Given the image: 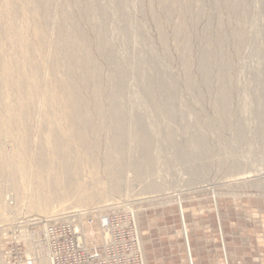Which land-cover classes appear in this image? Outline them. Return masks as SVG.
<instances>
[{
    "label": "rangeland",
    "instance_id": "rangeland-1",
    "mask_svg": "<svg viewBox=\"0 0 264 264\" xmlns=\"http://www.w3.org/2000/svg\"><path fill=\"white\" fill-rule=\"evenodd\" d=\"M3 3L12 17H0V264L48 259L45 229L64 243L76 237L72 224L83 247L100 249L103 216L113 225L98 264H148L140 216L171 211L185 242L182 212L205 209L215 221L216 205L234 223L235 264H264V0H50L47 20L36 0ZM63 64L83 76L86 126L68 108ZM56 136L70 166L67 197ZM198 231L192 264H232L224 229L208 220Z\"/></svg>",
    "mask_w": 264,
    "mask_h": 264
},
{
    "label": "crops",
    "instance_id": "crops-1",
    "mask_svg": "<svg viewBox=\"0 0 264 264\" xmlns=\"http://www.w3.org/2000/svg\"><path fill=\"white\" fill-rule=\"evenodd\" d=\"M207 208V206L205 207ZM206 210H197V215H192L191 212L185 211L186 216L181 215V222L183 226V232L185 235V242L180 235V232H174L177 228L181 229L180 220L173 219L171 211H155L151 213V216H140L138 218L139 230H141L142 238L146 241L145 256L148 264H187L185 249L187 248L188 256L191 261L189 237L199 236V231L206 226L209 220V224L212 222L214 228L224 229V235L228 240V258L232 264H235L237 260L236 250L230 246L229 239L232 237L235 231L233 221H230L224 217V209L222 206L216 205L215 208H210L208 211L215 213V221L209 219L208 216L202 215ZM185 219V221H184ZM187 221V224L184 222ZM197 224V227L194 225ZM208 234V233H207ZM206 237L209 236V234ZM186 244V246H185ZM185 248V249H184ZM183 253L180 256V253ZM183 258L185 260H183Z\"/></svg>",
    "mask_w": 264,
    "mask_h": 264
},
{
    "label": "bare ground",
    "instance_id": "bare-ground-1",
    "mask_svg": "<svg viewBox=\"0 0 264 264\" xmlns=\"http://www.w3.org/2000/svg\"><path fill=\"white\" fill-rule=\"evenodd\" d=\"M34 2H35V0H34ZM36 2H37V4H36V6H37V8H38V10L39 11H41L42 13H43V16H44V18H46V17H50V16H48L49 14H51L50 13V10H51V3H50V0H36ZM0 8H1V12H0V17L2 16V13H4V14H8L10 17H12V11H11V9H10V7H9V5H8V3H3L2 5H0ZM64 11V10H63ZM63 16H64V13H63ZM63 16H61V17H63ZM48 18H46L45 20H47ZM72 18V17H71ZM62 19H66V20H68V22L70 23L71 21H72V19H71V21H69L70 19H68V17H65V18H62ZM65 20V21H66ZM64 21V20H63ZM72 23V22H71ZM63 25V24H62ZM67 25H72V24H68L67 23ZM69 27V26H68ZM72 27V26H71ZM66 28V25H65V27L63 28V29H65ZM63 32H66V31H63ZM76 35V34H75ZM65 36V35H64ZM77 36L79 37V35L77 34ZM74 37V36H73ZM72 37V39L71 38H69L68 39V35H67V39L65 40L67 43H74L75 41V38H73ZM73 40V41H72ZM75 48V47H74ZM53 53H55V51H56V48H54L53 50ZM72 51V50H71ZM71 51H70V53H69V57H70V59H74L75 58V55H73L72 53H71ZM72 52H74L75 53V51L73 50ZM57 53H58V51L56 52V54L55 55H57ZM62 69L64 70V73H65V75H64V78H63V84L65 85V87H66V91H67V102H68V108H70L69 110H71L72 112H73V114H74V116L76 117V120L77 121H79V123L80 124H83V125H85L86 126V124H89V122H90V116L88 115V114H86V111H87V107H88V105H87V103L86 102H84L82 99H81V97H80V95H79V87H78V84H77V82H79L80 84H82L83 82H84V80H83V76H80L79 77V79H75L73 76H72V73H71V65L70 64H63L62 65ZM85 69V68H84ZM84 72V71H83ZM86 73H88V71L86 72ZM22 84V83H21ZM1 85V84H0ZM0 88H1V86H0ZM16 88L18 89V90H23V87L18 83L17 84V86H16ZM33 89L34 88H29V89H27V90H25V95H26V97L27 98H30V97H32V94H33ZM24 91V90H23ZM0 92H1V89H0ZM18 109H20V119L22 120V121H25V120H28V118H29V114H28V111H27V107H26V105H21L20 107H19V105H18ZM85 112V113H84ZM35 116V115H34ZM82 128V127H81ZM84 128V127H83ZM87 128V127H86ZM80 132H78V131H75V134H79ZM36 139V138H35ZM88 140V143H91L92 142V140H89V139H87ZM53 142H54V150H55V152L59 155V159H60V163H59V175H60V180H62V183H64V186H67L66 187V190H65V193H64V196L65 197H67L69 194H71V192L73 191V189H72V185H73V183L70 181V177H69V169H70V166L64 161L65 159L63 158V153H64V151L62 150V147L60 146V140H59V137L58 136H56V137H54L53 138ZM34 143V142H33ZM36 143V142H35ZM37 146V145H36ZM38 147V146H37ZM43 150V149H42ZM50 152V151H49ZM52 152H53V150H52ZM54 152V153H55ZM46 153V152H45ZM44 153V154H45ZM43 154V152H41V150H40V148H39V150H38V152H37V154H36V156H35V164L37 165V167H38V169H44V168H46V166H47V156H45ZM49 154V153H48ZM47 154V155H48ZM29 158V157H28ZM49 159H50V156L48 157ZM34 162V161H33ZM104 172H105V174H106V178H108V182L110 183L109 185L111 186L112 185V187H111V192H113V193H120V190L122 189L121 188V186H119V184L117 183V169H116V167H115V165H114V163L112 162V159L111 158H109V157H105V159H104ZM102 165V166H103ZM18 171V170H17ZM245 174V173H244ZM244 178V177H243ZM246 178V177H245ZM241 178H239V180H240ZM126 184V183H125ZM150 187V186H149ZM121 188V189H120ZM128 188V187H127ZM53 191V187H49V189H48V192H50L49 194H50V196H51V199L52 198H54V197H56V196H54L53 195V193L54 192H52ZM79 195H78V202H81V201H83L84 200V198H85V194L84 193H82V192H80V193H78ZM140 195V194H139ZM143 195V194H142ZM139 197V196H138ZM148 198H150V197H148ZM145 199V198H144ZM147 199V198H146ZM136 200V199H135ZM31 205V204H30ZM35 206V205H34ZM31 207V206H30ZM29 207V208H30ZM31 209H33V208H31ZM35 210H36V207H35ZM81 211V210H80ZM76 212V211H75ZM45 255V254H44ZM38 256H40V255H38ZM38 258V257H37ZM36 258V259H37ZM38 261H36L37 262V264H44L45 262L47 263V261H48V259L45 257V256H42L41 258L39 257L38 259H37ZM40 260V261H39ZM41 261H43L42 263H41ZM48 264V263H47Z\"/></svg>",
    "mask_w": 264,
    "mask_h": 264
},
{
    "label": "built area",
    "instance_id": "built-area-1",
    "mask_svg": "<svg viewBox=\"0 0 264 264\" xmlns=\"http://www.w3.org/2000/svg\"><path fill=\"white\" fill-rule=\"evenodd\" d=\"M135 221V215L132 213L130 216ZM113 225V220L109 219L108 216H103L100 218L99 230H101V248L92 247L86 249L83 247V244L80 239V230L79 225L72 224V233L76 237H68V239L63 242H58V239L61 237L53 231L52 229H45V239L43 241V246L40 248L42 251L45 250L50 264H98L105 258L106 249L105 244H107L111 239L110 228ZM119 227V221H118ZM68 232L70 227L68 226ZM51 247V248H50ZM89 252L88 256L84 255V250ZM136 249L140 252L141 246L138 243ZM143 260L141 258V263Z\"/></svg>",
    "mask_w": 264,
    "mask_h": 264
}]
</instances>
